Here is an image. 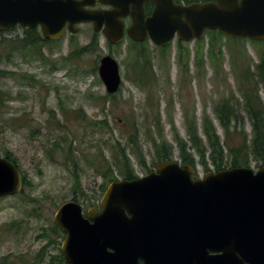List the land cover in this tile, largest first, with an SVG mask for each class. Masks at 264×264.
I'll return each instance as SVG.
<instances>
[{"label":"rangeland","instance_id":"obj_1","mask_svg":"<svg viewBox=\"0 0 264 264\" xmlns=\"http://www.w3.org/2000/svg\"><path fill=\"white\" fill-rule=\"evenodd\" d=\"M4 33L16 38L22 37L24 31L16 27ZM211 37L206 35L200 44L184 43L190 52L188 60L187 53H181L190 63L188 73L186 66L177 61L179 44L166 50L165 60L160 50L147 46L154 67L146 70V76L153 81L144 86L132 81L137 74L132 65L137 61L128 42L110 46L89 25H82L77 34H68L46 46L43 53L50 64H43L45 61L33 56L26 60L19 56L10 61L0 59V69L17 73L16 77L0 79V91L5 95L0 100V157H5L8 151L17 158L30 183L18 195L0 198V264L6 261L5 257L9 264L35 260L48 244L42 238L44 229H52L55 213L65 202L77 198L86 210L97 206L104 195L101 187L110 185L109 165H113L118 179L123 180L121 168L115 163L121 155L129 159L135 175L142 177L158 163L154 138L165 140L176 151L175 137L187 140L188 123L194 118L199 135L205 137V115L223 137L215 107L232 97L245 114L234 68L239 74V66L245 69L247 64L253 71L259 62L258 51H263L264 46L250 40L237 44L216 35L224 47L219 56L222 58L213 62L208 56ZM93 40L98 43L95 51L71 62L61 60ZM200 47L203 63L197 66L196 53ZM108 54L119 62L123 82L114 98L103 99L108 94L105 85L98 71L95 74L92 70L99 68L101 58ZM261 93L264 97L262 89ZM245 130L251 135L248 119ZM133 135L145 167L129 144ZM174 158L181 162L177 155ZM209 167L211 170L206 171L197 163L198 175L216 172ZM249 167L256 171L262 166L253 162ZM55 239L57 242L48 248L49 254L42 264H52L51 257L58 256L64 238L61 234Z\"/></svg>","mask_w":264,"mask_h":264},{"label":"water","instance_id":"obj_2","mask_svg":"<svg viewBox=\"0 0 264 264\" xmlns=\"http://www.w3.org/2000/svg\"><path fill=\"white\" fill-rule=\"evenodd\" d=\"M152 1L156 8L146 21L144 12L142 33L159 47L176 35L202 40L206 31L264 42V0ZM101 2L113 9H88L93 0H0V31L40 27L45 39L56 41L92 23L95 33L120 44L129 3ZM98 73L107 93L116 94L122 83L117 59L102 57ZM196 172L175 160L159 163L147 176L111 183L85 215L75 200L62 204L54 223L66 234L65 264H264V167ZM23 188L21 170L0 157V198Z\"/></svg>","mask_w":264,"mask_h":264},{"label":"trees","instance_id":"obj_3","mask_svg":"<svg viewBox=\"0 0 264 264\" xmlns=\"http://www.w3.org/2000/svg\"><path fill=\"white\" fill-rule=\"evenodd\" d=\"M203 1H212V0H187V3L192 2H203ZM3 31H0V59L6 58L7 60H12L14 57H20L24 60L29 56L34 58H40L43 64L50 61L43 53V49L56 41H49L45 39L42 33L38 29H28L24 31L22 37H6ZM212 35L210 39L209 52L213 62L220 60L219 56L223 54V45L218 43L216 35L222 38H226L230 41H234L237 44H240L248 39H236L231 37H226L222 35L219 31H209L207 35ZM204 41L198 40L200 44ZM251 41V40H250ZM240 42V43H239ZM256 44L264 46L263 41H251ZM180 56L178 58V63L184 64L186 66V73L190 71L188 68L189 61H186L190 57L189 49L184 46V42L180 41ZM98 47V43L93 40L90 44L76 48L67 56H62L61 60L65 62H71L74 59L81 57V55L95 51ZM160 50L162 52L161 58L165 60L166 51ZM169 50V49H168ZM187 53L186 60L181 55V53ZM259 62L256 63L254 70L251 71L250 67L247 66L245 69H241L239 66V74L237 73V68H234L235 76L238 82V91L244 98V113L237 108L238 102H233L235 98L226 99L215 107V113L219 120L220 127L224 131V136L218 133L217 128L210 120V118L205 115L203 119V133L205 137L199 135V128L195 118L188 123L187 135L188 139L185 140L179 136H176L177 150L175 151L174 146L169 145L165 140L161 139L158 141L157 138H154V149L156 156L159 162H166L174 160L175 156L181 160L183 164H190L196 166L200 164L204 167L206 171L211 170L209 165H211L215 171H221L230 168L238 167H249L253 162L259 166L264 167V97L261 95V89L264 91V50L258 51ZM203 47L198 48L196 53V64L197 66L202 65L203 63ZM135 60L137 62H144V85L151 83L153 79L146 72L147 69H153V58L151 52L144 47V54H141L139 51L135 52ZM245 61V60H244ZM50 64V63H48ZM236 64V62H235ZM243 64V62H242ZM55 69V67H53ZM98 67H94L92 70L93 73H97ZM16 77L17 73L0 69V79L6 77ZM26 76V75H25ZM137 82L141 83V76H137ZM147 78V79H146ZM4 94L0 91V100L4 99ZM114 98V95L107 94L103 99ZM246 119L249 120L252 128V133H249L245 130ZM157 125H160L158 119ZM136 135V134H135ZM133 135L130 137L129 144L132 145L133 150L136 152L139 163L142 164V167L146 166L142 155L138 150L139 144L136 140V136ZM55 146H58V143H54ZM5 158L12 161L19 169V164L17 158H15L10 152H6ZM198 158V161H197ZM105 162L108 161L105 159ZM116 166H118L121 172V177L124 180H131L136 178L134 170L132 169L129 159L125 155H121L120 159L115 160ZM121 165V166H120ZM113 166V165H112ZM109 165L108 171L110 172L109 183L118 181V176L114 173L113 168ZM24 186H28L30 183L27 180L26 175L23 174ZM107 190V185L101 187V194L105 193ZM74 200L78 201L77 198ZM14 226V225H13ZM12 227H9L11 230ZM61 236V230L58 226L54 225L52 229H44V234L42 238L48 240V244L45 245L37 256L35 260L28 262L26 264H42L46 261V256L49 254L47 247L51 243H56L55 238ZM3 264H9L7 257H5ZM54 262V263H53ZM52 264H64V259L60 253L58 256L51 257ZM12 264V263H10Z\"/></svg>","mask_w":264,"mask_h":264},{"label":"flooded vegetation","instance_id":"obj_4","mask_svg":"<svg viewBox=\"0 0 264 264\" xmlns=\"http://www.w3.org/2000/svg\"><path fill=\"white\" fill-rule=\"evenodd\" d=\"M61 3L63 2V0H59ZM82 1V0H80ZM125 1H128L129 5H128V8H129V14L122 19V23H123V31H124V38H123V41L121 43H124V42H128V48H129V51L130 52H137L139 51L141 54H144V47L147 48V46H152L153 49H157V50H165V49H170L172 48L174 45H178L179 42L181 41L178 36L176 35L173 39V41L168 45V46H165V47H159L155 44V42L153 41V39L150 37V34L147 33V38L144 40V33H142V30H144V12H145V21L147 19H149L152 15H153V12L156 8V4L152 1V0H148L144 3V0H123V2ZM174 2L176 4H183V5H187V4H190V3H187V0H174ZM205 2V1H203ZM93 3L95 4V6H92V7H89L88 9H94V10H111L113 9L112 6L110 5H106L104 3L101 2V0H93ZM143 14V19L140 18V16H142ZM82 25H89L92 27L93 29V24L92 23H83V24H80L78 25V31H79V28L80 26ZM16 27H21L23 29V31L25 30H28V29H38L41 33H42V30L40 27H30V28H23L22 26L18 25ZM14 27V28H16ZM105 27V26H104ZM209 31H206V34L208 33ZM78 33V32H77ZM76 33V34H77ZM95 33V32H94ZM101 33L103 36V32H99ZM98 33V34H99ZM70 34V33H67L66 36ZM71 35H75V34H71ZM65 37V36H64ZM105 37V36H104ZM107 40V39H106ZM50 41V40H49ZM58 41V40H56ZM197 41V40H196ZM109 43V42H108ZM185 43V42H184ZM110 44V43H109ZM118 45V44H116ZM110 46H112V44H110ZM142 62V63H141ZM141 62H135L133 65H132V69L134 70V72H136V78L135 79H132V81H135V83L139 84L140 86H144V62L141 61ZM140 66V67H139ZM99 69V68H98ZM120 75H121V78H122V82H123V71L121 69V66H120ZM137 76H141V83L137 82L136 80L138 79ZM122 85V83H121ZM172 161V160H170ZM168 162V161H166ZM159 163H164V162H159L157 163V165ZM156 165V166H157ZM180 165L182 167L186 166V165H190V164H183L182 162H180ZM156 166L155 168L150 171L148 174L152 173V172H155L156 171ZM147 174V175H148ZM145 175V176H147ZM196 175H198V173L196 172ZM204 176V175H203ZM202 176V177H203ZM144 177V176H142ZM142 177H136V178H133L131 180H135V179H139V178H142ZM130 181V180H128ZM99 205V204H98ZM97 206H92L90 207L89 209L93 208V207H98ZM83 209H84V215L86 214V212L89 210V209H85L84 206H83ZM54 225H56L54 223ZM58 226V225H56ZM59 227V226H58ZM60 229V228H59ZM61 234H62V238L65 239L66 237V234L61 230ZM63 239V240H64ZM63 242V241H62ZM49 243V242H48ZM55 245V243H51V245H49L47 247V249L53 247ZM62 245V244H61ZM60 251V252H59ZM58 252L59 254L61 252V247L60 249H58ZM58 254V255H59Z\"/></svg>","mask_w":264,"mask_h":264}]
</instances>
